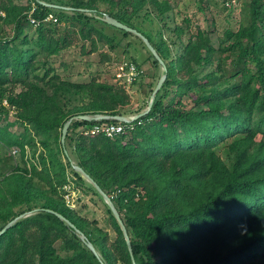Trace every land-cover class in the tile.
I'll return each mask as SVG.
<instances>
[{"label":"trees","instance_id":"1","mask_svg":"<svg viewBox=\"0 0 264 264\" xmlns=\"http://www.w3.org/2000/svg\"><path fill=\"white\" fill-rule=\"evenodd\" d=\"M41 1L70 10L46 7L37 0H0L5 14L0 15V98L8 104L2 107L0 102V230L19 215L31 214L0 236V264H133L107 204L114 240L65 206L68 168L77 184L87 183L102 196L73 168L61 145L70 118L127 116L122 109L131 97L123 87L98 79L86 84L62 80L54 68H47L42 77L36 74L40 59L48 64L81 40L89 43L90 54L99 44L114 50L119 43L95 22L124 38H136L148 50L138 37L97 19L103 15L146 36L167 66V79L151 111L124 123L123 134L71 140L75 128L94 124L75 121L66 139L78 166L119 211L135 263L264 264V0L245 5L239 29L225 32L218 48L196 24L192 33L190 18L177 22L180 13L175 8L174 18L169 0ZM34 7L37 26L28 18ZM50 15L57 22H45ZM141 16L156 20L180 43L155 41L135 23ZM179 44L174 54L171 47ZM216 54L234 58L233 75L205 72ZM101 56L102 61L111 60L109 53ZM66 95H84L88 102L66 110L60 102ZM10 111L15 122L8 121ZM16 124L23 127L22 133L12 131ZM38 138L45 150L39 164L28 158V148ZM229 141L231 165L217 152ZM46 209L70 220L99 258Z\"/></svg>","mask_w":264,"mask_h":264},{"label":"rangeland","instance_id":"2","mask_svg":"<svg viewBox=\"0 0 264 264\" xmlns=\"http://www.w3.org/2000/svg\"><path fill=\"white\" fill-rule=\"evenodd\" d=\"M53 2L66 3L67 0H46ZM172 7V15L175 18L176 12L180 13L177 22L181 23L185 17L192 20V33H196L194 25L196 24L202 31H204L210 38L216 48H218L221 40L225 36V32H236L243 20V12L245 5L250 0H169ZM25 3V2H23ZM106 9L101 5V11ZM70 14V13H69ZM71 15V14H70ZM137 26L145 30L155 41L175 39L176 43H180L171 32L165 30L161 24L151 18L137 17L135 18ZM96 27L102 29L108 36L116 39L119 45H115V49L111 50L110 46L99 44L98 51L94 53H87L90 45L82 40L63 52L57 57L49 59L48 64L44 65L45 59H40L39 69L36 74L42 77L47 68H54L55 73L58 74L62 80L72 83L86 84L92 79H98L101 82H108L117 86L123 87L131 97L130 105L122 109L127 113V117H134L138 111L145 112L148 108L151 92L154 91L156 85L164 74L162 66L154 62V58L145 49V47L134 37L130 36L124 38L123 35L111 28L103 26L97 22L94 23ZM171 21V25L174 26ZM129 44V45H128ZM180 44L171 47L174 54L179 52ZM109 53L111 60L102 61L101 54ZM130 57H134L141 65L139 67L140 73L137 79L126 86L121 84V81L116 80L117 68L120 65L131 63ZM147 60V61H146ZM234 58H226V54H216L211 61L212 64L205 68V72L218 71L219 76L228 77L233 75L235 67L232 61ZM137 63V64H138ZM19 91V89H18ZM2 107H8L6 100H1ZM66 110H73L76 107H81L88 102L84 95H66L60 100ZM1 107V106H0ZM15 113L10 111L8 121L15 122ZM75 122V121H74ZM12 131L22 133L23 127L16 124L12 127ZM81 127L75 128L71 134L72 138L80 137ZM221 145L217 152L227 165H231L234 160V155L228 148V144ZM70 144H73L70 142ZM66 150L71 158V162L78 165L77 155L72 147L66 141ZM45 150L41 145V139H36L31 148H28L29 162L39 164L40 159L44 156ZM15 156V152H13ZM18 158V159H17ZM15 162L22 164V161L16 156ZM67 163L68 159L64 158ZM41 167L39 166V169ZM69 184L64 187L62 195L65 206L75 212L81 218L86 219L89 223L95 222L99 228L109 233L111 240H114L116 233L110 221V215L107 211L105 201L98 196L86 183L85 186L77 184L76 179L68 168ZM86 180V179H85ZM87 181V180H86ZM88 182V181H87ZM89 183V182H88ZM90 184V183H89ZM70 195V202L67 203L65 199Z\"/></svg>","mask_w":264,"mask_h":264},{"label":"water","instance_id":"3","mask_svg":"<svg viewBox=\"0 0 264 264\" xmlns=\"http://www.w3.org/2000/svg\"><path fill=\"white\" fill-rule=\"evenodd\" d=\"M37 1H38V3H40L41 5L46 6V7L59 9V10H66V11L70 10V8H68V7L48 4V3L41 1V0H37ZM97 19L100 20L101 22L109 25V26L123 30L127 33H130V34H133L134 36H136L140 40H142V42L145 44V46L148 48V50L153 55L154 59L158 62V64L160 66H162V68L164 70V74L159 79V81L156 85V88L154 89L153 93L150 96V100H149L147 110L145 112L138 114L137 116H135L133 118V120L140 119V118L146 116L151 111L158 93L160 92L163 85L165 84V81L167 79V66H166L165 62L162 60V58L159 55V53L157 52V50L151 44L149 39L146 36H144L142 33H140L138 30L123 24L122 22L118 21L117 19H115L109 15L97 16ZM74 121H82V122H86V123H97V122H102V121L129 123L131 120L129 117L123 116V115L111 116V115H105V114H82V115H78V116H74V117L70 118L66 122V124L64 125V128L62 130V137H61V145H62L66 155H67V150H66L65 145H66L67 134H68V131L70 129L71 124ZM71 164H72L73 168L96 189V191L102 196L105 203L108 205L109 209L112 211L115 219L117 220L118 224L120 225V227L122 229L124 238H125L127 246H128L129 253L131 255L132 263L136 264L129 232H128V230H127V228H126V226L122 220V217H121L119 211L117 210L115 204L113 203L112 199L100 188V186L95 182V180L92 177H90L83 168H81L78 165L73 164L72 162H71ZM38 211L39 210H36V212H38ZM45 211L47 213L55 215L60 221L64 222L71 229H73L76 232V234L81 238V240L83 242H85L87 247L99 258V254L97 253L95 247L91 244V242H89L87 240L86 236L82 232H80V230H78V228L70 220H68L62 214L55 212L53 210L46 209ZM30 215L31 214L19 215L17 218H15L13 221L8 223L6 226H4L0 230V236H2L7 230H9L18 221H20V220H22V219H24Z\"/></svg>","mask_w":264,"mask_h":264},{"label":"built area","instance_id":"4","mask_svg":"<svg viewBox=\"0 0 264 264\" xmlns=\"http://www.w3.org/2000/svg\"><path fill=\"white\" fill-rule=\"evenodd\" d=\"M35 11V7L33 10L29 13L28 18L30 20V23L34 26L38 25L37 19L33 17ZM0 15L2 17L5 16L4 13L0 12ZM45 22H57V19L54 18L52 15L48 16L46 19H44ZM140 70L134 63H126L123 65L118 66L117 68V74H116V80L121 81V84L126 86V83L131 85L139 76ZM131 121H133L134 117H129ZM124 123L121 122H97L94 124H87L80 126L81 132L80 136L84 137H90L94 135H105L108 138L114 139L115 137L123 134L125 132V126ZM66 189V187H65ZM70 195L66 196L67 203L70 202Z\"/></svg>","mask_w":264,"mask_h":264}]
</instances>
